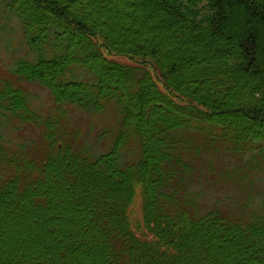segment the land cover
<instances>
[{
	"label": "trees",
	"instance_id": "trees-1",
	"mask_svg": "<svg viewBox=\"0 0 264 264\" xmlns=\"http://www.w3.org/2000/svg\"><path fill=\"white\" fill-rule=\"evenodd\" d=\"M0 4L35 54L20 81L113 115L101 155L50 124L34 158L0 143V264H264V0ZM0 115L41 127L10 80ZM138 192L151 243L131 229Z\"/></svg>",
	"mask_w": 264,
	"mask_h": 264
},
{
	"label": "rangeland",
	"instance_id": "rangeland-1",
	"mask_svg": "<svg viewBox=\"0 0 264 264\" xmlns=\"http://www.w3.org/2000/svg\"><path fill=\"white\" fill-rule=\"evenodd\" d=\"M34 56L35 54L31 53L24 39L23 30L18 20L7 12L4 4H0V79L10 80L16 86L28 91L32 108L41 125L39 127L37 124H28L16 120V118L10 119V117L0 115V143L13 149L25 146L28 148L29 156L34 158V155L43 154L47 148V141L42 128L44 125L50 124L56 130L60 129L70 134L72 137L70 141L79 140L80 143L82 142L84 147L89 148L93 155L103 154L108 149L109 141L112 138L107 133L108 125L113 120L112 113L96 114L81 108H62L59 111L52 95L44 85L22 82L13 72L20 62ZM114 59L123 64L135 65L134 61L126 57H114ZM88 77H91V75L85 72L81 79L86 78L88 80ZM130 149L133 150L132 147ZM253 153H256V151H253ZM253 153L247 155L245 160H251ZM123 157L124 161H132L135 155L133 151H130L126 152ZM212 161L214 165L219 166L218 161L214 159ZM234 190L231 191L229 197L241 199ZM262 190H264V183L261 190L256 188L252 191L251 198L254 199ZM241 196L243 197V195ZM213 199L212 196L211 200ZM204 202L206 204V200ZM199 203L202 204L200 201ZM257 204H259L258 200L253 203V206H257ZM128 217L131 229L139 239L149 243L155 240L145 224L143 200L139 192L128 210Z\"/></svg>",
	"mask_w": 264,
	"mask_h": 264
}]
</instances>
